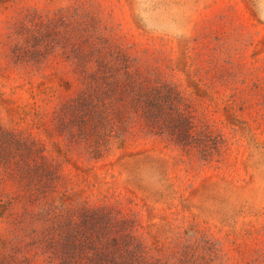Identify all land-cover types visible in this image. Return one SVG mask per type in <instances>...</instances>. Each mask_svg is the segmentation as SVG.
Wrapping results in <instances>:
<instances>
[{"label": "rangeland", "instance_id": "obj_1", "mask_svg": "<svg viewBox=\"0 0 264 264\" xmlns=\"http://www.w3.org/2000/svg\"><path fill=\"white\" fill-rule=\"evenodd\" d=\"M0 264H264V0H0Z\"/></svg>", "mask_w": 264, "mask_h": 264}]
</instances>
